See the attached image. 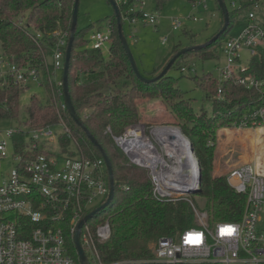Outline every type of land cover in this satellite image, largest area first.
<instances>
[{
  "label": "built area",
  "instance_id": "built-area-1",
  "mask_svg": "<svg viewBox=\"0 0 264 264\" xmlns=\"http://www.w3.org/2000/svg\"><path fill=\"white\" fill-rule=\"evenodd\" d=\"M114 1L118 7L129 3V0ZM205 2L198 4L207 9ZM228 2L232 12L244 16V28L224 42L225 65L218 71V79L247 91H258L259 105L231 128L257 132L260 141L264 137V54L259 51L264 47V0ZM146 4L145 0H133L124 12L133 29L132 39L139 26L156 29L158 14L147 11ZM191 21L197 23L201 19ZM182 28L180 19H172L173 31ZM111 35V25H106L104 31H93L88 39L89 48L107 52ZM53 36L57 42L50 57L52 73L48 79L62 88L57 74L63 69L62 49L67 45V36L60 33ZM165 42L163 39L162 44ZM242 52L250 57L245 64L240 60ZM253 64L258 65L257 71L252 69ZM181 71L194 70L184 67ZM40 79L36 70L17 68L0 55L1 85L11 80L23 85L40 84ZM215 97L221 100L223 89L219 88ZM56 126L63 128L62 136L70 141L65 152L60 148L59 152L49 151L51 129L55 126L27 129L18 125L0 132V160L8 156L11 146L17 163L0 185V264H80L69 253L64 232L52 225L63 213L71 211L73 234L75 225L108 198L104 160L86 157L68 126L62 121ZM106 132L129 165L147 172L153 198L160 203L188 204L195 222L193 227L157 240L147 257L105 262L96 243L110 239L109 223L90 226L88 221L81 230L88 264H264V147L256 149L251 161L231 169L225 176L229 187L246 197L240 219L209 222L208 213L198 210L192 199L200 195L202 169L192 141L180 127L139 122L120 135H112L110 129ZM16 133L26 134V146L18 152L13 142Z\"/></svg>",
  "mask_w": 264,
  "mask_h": 264
},
{
  "label": "trees",
  "instance_id": "trees-1",
  "mask_svg": "<svg viewBox=\"0 0 264 264\" xmlns=\"http://www.w3.org/2000/svg\"><path fill=\"white\" fill-rule=\"evenodd\" d=\"M132 1L129 0V3ZM153 1L157 8H162L168 0ZM128 4L119 7L120 14L127 10ZM73 5L74 0H0L1 56L17 68L36 70L41 76L40 84L23 85L11 80L3 86L0 82V121H18L20 95L27 91L30 85L44 87L48 97H32L26 119L14 127H56L62 121L70 128L83 154L88 158H98L101 156L97 150L69 117L63 104L62 88H57L55 81L52 79L50 83L48 79L52 73L49 59L57 42L53 35L65 34L66 42L68 41ZM218 10L220 11L219 7ZM237 16L244 20L242 13L239 15V12L229 11L230 24L215 43L181 55L173 66L179 61L187 64L188 61L183 60L193 55L204 59L213 57L219 47L216 44L224 38ZM107 25L112 26V41L107 58L102 50H81L86 45L84 36L88 29H76L69 67L68 91L77 116L101 144L112 165L115 197L109 207L92 218L96 219L108 213L102 223H109L110 239L103 244L96 243V248L103 261L111 262L151 255V244L193 227L195 218L186 203L174 205L156 201L151 193L147 172L129 165L106 131L110 129L112 135H120L126 127L137 123L138 100L149 99L158 94L166 103L173 101L170 104L171 109L182 122V130L192 141L200 161V195L206 199L205 210L215 222H234L238 221L243 213L246 197L233 191L227 184L226 177H210L215 131L219 125L231 127L241 116L250 113L259 105L260 95L258 91H247L228 82L217 84L210 77H205L200 80L199 86L211 101L213 111L211 116L206 113L195 115L190 102L183 99V94L175 88L167 75L150 84H145L135 77L118 38L115 15L108 20ZM37 35L40 37H36ZM66 47L62 49L64 54ZM180 50V46L174 47L168 60ZM257 66L253 64L252 69L257 71ZM184 67L194 71H181L182 73L196 75L194 64L183 65L180 70ZM58 80L62 82L59 77ZM164 87L170 89L166 91ZM219 88L223 89L224 97L221 100L215 97ZM25 141L26 134L13 135L16 152L25 148ZM59 142L60 151L65 152L70 141L61 135ZM111 207H115V210L111 211ZM71 220L72 213L67 211L52 226L64 232L69 253L76 258Z\"/></svg>",
  "mask_w": 264,
  "mask_h": 264
},
{
  "label": "rangeland",
  "instance_id": "rangeland-1",
  "mask_svg": "<svg viewBox=\"0 0 264 264\" xmlns=\"http://www.w3.org/2000/svg\"><path fill=\"white\" fill-rule=\"evenodd\" d=\"M145 1L147 3L146 10L158 14L156 29L153 26H139L135 39H132L130 36L133 29L129 27L124 12L121 13V18L123 32L139 72L146 79L154 78L161 72L158 70L162 66L164 67L170 60H168V57L174 47L180 46L181 49H185L202 45L214 37L222 28L223 17L215 1L205 0L207 9H204L198 4L199 1L203 0H195V3L190 0H168L162 8H157L153 0ZM224 2L229 11L232 12L228 0H224ZM113 16V8L107 0H79L77 28L79 30L88 29L84 36L86 45L81 50L89 48L88 39L90 34L97 30L104 31L108 20ZM176 18L180 19L183 23V28L178 31H173L172 19ZM192 18L201 19V21L194 23L191 21ZM243 28L244 21L238 18V16L235 17L224 38L216 44L219 47L216 48L213 57L204 59L201 56L193 55L185 58L183 60L184 62L188 61L187 64H194L196 75L190 76L182 73L180 68L183 65H187L182 61L176 63L168 71L167 77L174 83L175 88L183 94V99L190 102V106L195 115L206 113L211 116L213 111L211 101L206 98V93L200 88L199 82L205 77H210L217 84H220L218 71L225 65V57L222 53L224 41L230 37L237 36ZM163 39H166V42L162 44ZM259 51L264 54V47L260 48ZM104 57H108V52H104ZM240 60L245 64L250 60V57L246 52H242ZM195 76L197 79H194ZM58 77L59 79L62 78V72H59ZM169 84L171 85V83ZM164 88L166 91L170 89V87ZM34 96L38 99H46L48 97L44 87L30 85L29 89L20 95L18 121H0V132L7 131L11 127H14L15 124L24 122L30 100ZM177 101L178 99L175 100V102ZM171 102H168L169 104L166 103L158 94L149 99L138 100L139 121L135 124L144 122L150 126L172 125L182 129V122L177 119L174 111L171 109ZM135 124L129 125L126 129ZM63 131L61 126H56L51 129L53 137L48 142L51 145L49 151L55 150L59 152V139ZM215 132L214 156L209 170L211 178L225 177L231 169L251 161L257 148L261 149L264 147V137H261L260 141L255 138L257 132L236 131L228 125H219ZM248 132L252 134L248 135ZM16 166L17 163L13 160V151L10 146L8 156L0 160V185L5 180L6 174L16 168ZM192 199L198 210L206 211V199L203 196L195 195ZM114 210L115 207H111V211ZM107 215L108 213L102 214V216L96 219L89 220L88 223L90 226L101 224ZM212 221L214 220L209 217V222ZM153 246L154 243L149 246L150 250H152Z\"/></svg>",
  "mask_w": 264,
  "mask_h": 264
},
{
  "label": "water",
  "instance_id": "water-1",
  "mask_svg": "<svg viewBox=\"0 0 264 264\" xmlns=\"http://www.w3.org/2000/svg\"><path fill=\"white\" fill-rule=\"evenodd\" d=\"M218 7L220 8L223 21H222V28L221 30L210 40L205 42L202 45L190 47L181 49L179 52H177L163 67L161 72L154 78L146 79L144 78L137 67V64L135 62V59L133 57V54L130 50L129 44L126 40V37L123 32V22L120 14L119 7L116 5L114 0H107V2L111 5L114 11V15L116 18V27H117V33L118 38L120 40V43L123 47V50L126 54V57L128 58L129 64L131 66V69L135 75V77L140 80L141 82L145 84H150L158 81L165 75H167L168 71L171 69L175 61L183 54L203 49L213 43H215L218 38H220L221 35L224 34V32L227 30L229 24H230V17L229 12L227 9V6L223 0H216ZM78 12H79V0H74L73 5V11L71 16V22L69 27V33H68V41H67V47L65 51V57H64V63H63V69H62V97H63V104L65 106L66 111L68 112L69 117L72 119V121L76 124V126L83 132V134L86 136V138L90 141V143L93 145V147L97 150L101 158L105 162V166L108 172V182H109V194L106 202L87 214L84 218H82L74 227L73 234H72V243L73 247L75 249L77 258L80 262V264H88L87 257L85 255V252L83 250L82 244H81V230L85 226V224L91 220L95 215H97L99 212L103 211L107 207H109L115 197V184H114V178H113V169L111 162L101 146V144L95 139V137L87 130V128L84 126L82 120L77 116L75 109L72 105V101L69 95L68 91V75H69V67H70V60H71V53L73 49V43L75 40V33L77 29V23H78Z\"/></svg>",
  "mask_w": 264,
  "mask_h": 264
},
{
  "label": "bare ground",
  "instance_id": "bare-ground-1",
  "mask_svg": "<svg viewBox=\"0 0 264 264\" xmlns=\"http://www.w3.org/2000/svg\"><path fill=\"white\" fill-rule=\"evenodd\" d=\"M250 134H252V133L251 132H248V135H250ZM255 138L258 140L259 139V135L255 136Z\"/></svg>",
  "mask_w": 264,
  "mask_h": 264
}]
</instances>
